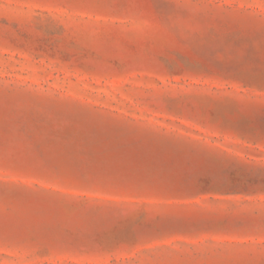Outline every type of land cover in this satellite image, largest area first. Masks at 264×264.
<instances>
[{"label": "rangeland", "instance_id": "374dc122", "mask_svg": "<svg viewBox=\"0 0 264 264\" xmlns=\"http://www.w3.org/2000/svg\"><path fill=\"white\" fill-rule=\"evenodd\" d=\"M0 264H264V0H0Z\"/></svg>", "mask_w": 264, "mask_h": 264}]
</instances>
